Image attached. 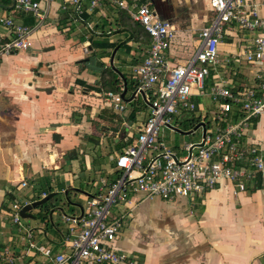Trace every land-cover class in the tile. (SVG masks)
Returning a JSON list of instances; mask_svg holds the SVG:
<instances>
[{"label": "crops", "instance_id": "0c3cea01", "mask_svg": "<svg viewBox=\"0 0 264 264\" xmlns=\"http://www.w3.org/2000/svg\"><path fill=\"white\" fill-rule=\"evenodd\" d=\"M65 1H52L46 19L37 26L32 13L15 11L13 0H0V14L35 28L28 48L0 58V249L12 251L13 264H50L44 250L53 255L69 251L62 214H81L86 197L97 191L98 179L118 176L116 157L127 146L120 148L121 144H127L129 136L135 139L150 113L144 94L135 93L134 68L151 44L144 27L109 0L92 11L90 0H81L85 10L80 16L72 4L64 7ZM146 1L175 27L166 51L168 61L184 63L212 18L211 0ZM248 1L258 3V13L264 16L262 0ZM254 37L236 24L228 26L219 44L220 64L206 77L207 89L224 79L242 89L258 83L256 76L264 65L251 64L243 55L252 49ZM119 86L127 90L123 112L105 101L104 92ZM193 99L199 111L180 118L183 132L163 130L176 152L174 133L189 134L193 128L202 134L201 123L210 120L216 109L209 92L196 93ZM184 144L178 149L187 154ZM242 144H256L264 154V114L253 120ZM22 178L29 183L25 189L19 188ZM43 192L56 195L49 199L45 216L37 217L43 211L38 206L30 211L34 217L24 221L33 229L36 243L29 249L10 210L21 193L33 202L42 199ZM120 208L129 214L114 246L137 258L138 264H264V171L238 194L225 180L194 200L134 192Z\"/></svg>", "mask_w": 264, "mask_h": 264}, {"label": "built area", "instance_id": "2783aa9c", "mask_svg": "<svg viewBox=\"0 0 264 264\" xmlns=\"http://www.w3.org/2000/svg\"><path fill=\"white\" fill-rule=\"evenodd\" d=\"M52 1L55 0H13V9L32 13L40 26ZM109 1L126 10L151 37L147 54L134 68L138 78L135 93L144 94L150 113L138 129L135 143L117 155L118 176L112 180L98 179L97 191L86 197L81 214H62L68 226L66 239L70 249L54 255L44 250L50 264H138L137 258L114 246L129 214L120 206L129 201L131 193L165 199L184 196L194 200L226 180L234 185V193L238 194L246 191L256 175L264 171L261 147L242 144L253 120L264 114V69L256 76L257 84L243 89L236 88L227 79L215 82L208 89L205 86L210 68L220 64L219 44L231 24L255 33L252 49L244 51V59L251 64L264 65V16L258 13V3L211 0L213 15L199 33L196 51L184 63L172 65L166 51L175 34L174 25L162 20L146 0ZM101 2L90 0L89 10L99 7ZM70 4L74 6L75 15L80 16L85 10L81 0H66L64 7ZM261 5L264 7V0ZM0 25L5 28L0 32V58L30 46L34 26L6 13L0 14ZM123 88L120 86L121 90ZM121 90L104 92L105 101L119 112L127 107ZM208 92L216 109L210 120H202L200 139L185 143L182 148L187 154L180 157L163 137V130L180 128L177 121L181 117L199 111L193 95ZM125 124L129 130L131 127ZM28 185L22 178L19 188L25 189ZM21 194L12 203L11 221L31 249L36 247L33 229L25 225L20 214L21 208L31 202ZM46 195L47 192H43L41 196ZM15 260L9 248L0 249V263L13 264Z\"/></svg>", "mask_w": 264, "mask_h": 264}, {"label": "rangeland", "instance_id": "374dc122", "mask_svg": "<svg viewBox=\"0 0 264 264\" xmlns=\"http://www.w3.org/2000/svg\"><path fill=\"white\" fill-rule=\"evenodd\" d=\"M187 117H185V119H186ZM179 121H182V120H179ZM179 121H177L178 122V124L180 123ZM194 126V124H191V127L190 128H192ZM195 133V134H194ZM194 133H189V134H183V133H180V132H176V133H174L175 135L172 137L174 140H172L171 142H174L175 143V146H177V154L180 156V157H182V156H184L185 154H186V152H179V149H178V147H180L183 143H186V142H191V141H193V140H197L199 137H200V135H201V129H198L196 132H194ZM171 140V139H170ZM169 140V141H170ZM120 151H122V150H120ZM184 151V150H183ZM85 176H83L82 178H84ZM85 179L86 178H84L83 180L85 181ZM83 191H84V189H85V187H86V184H85V182H83ZM20 199H22V198H20ZM76 199H77V197H76ZM79 200V199H78ZM71 201V200H70ZM70 202H69V200H67V205L69 204ZM49 204V200L48 201H46L44 204H42V205H40V207L43 209V211H42V213H40V215H37V217L39 218V217H41V216H45L46 214V211H47V208H48V205ZM63 206L61 205V207L60 208H62ZM66 211L68 210V207H63ZM50 210H52V208H50ZM30 218H32V217H29V218H23V222L24 221H29V220H31Z\"/></svg>", "mask_w": 264, "mask_h": 264}, {"label": "water", "instance_id": "95a60500", "mask_svg": "<svg viewBox=\"0 0 264 264\" xmlns=\"http://www.w3.org/2000/svg\"><path fill=\"white\" fill-rule=\"evenodd\" d=\"M126 89H124V91L122 92L123 96H125L126 94ZM202 125H204V123L202 122L201 123ZM55 124H53L54 126ZM200 124H197L195 126V128H198ZM51 126V127H53ZM177 131H180V132H183V130H181L180 128H175ZM192 131L191 130H188L186 133H191ZM54 138L56 140H59V135L57 133L54 134ZM56 194L54 192L46 195L45 197H43L42 199H39V200H36V201H33L31 203H28V204H25L21 210H20V214L23 218H29V217H34V215L32 213H30V211L33 209V208H36L42 204H44L46 201H48L49 199H51L53 196H55ZM66 198L67 200L70 201V198L68 197V194L66 193Z\"/></svg>", "mask_w": 264, "mask_h": 264}, {"label": "trees", "instance_id": "16d2710c", "mask_svg": "<svg viewBox=\"0 0 264 264\" xmlns=\"http://www.w3.org/2000/svg\"><path fill=\"white\" fill-rule=\"evenodd\" d=\"M114 90H115V91H116V90H119V91H120V90H121V89H120V86L117 87V89H114ZM123 91H124V90H121V92H123ZM122 95H123V94H122ZM134 140H135V139L133 138V136H129V140H127V142H126L127 144H121V147H120V148H122V147L125 146V145L128 146V145H130V144L135 143ZM119 146H120V145H119Z\"/></svg>", "mask_w": 264, "mask_h": 264}]
</instances>
